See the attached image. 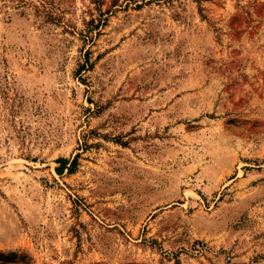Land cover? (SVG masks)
Returning <instances> with one entry per match:
<instances>
[{"label":"rangeland","instance_id":"obj_1","mask_svg":"<svg viewBox=\"0 0 264 264\" xmlns=\"http://www.w3.org/2000/svg\"><path fill=\"white\" fill-rule=\"evenodd\" d=\"M0 252L264 264V0H0Z\"/></svg>","mask_w":264,"mask_h":264},{"label":"trees","instance_id":"obj_2","mask_svg":"<svg viewBox=\"0 0 264 264\" xmlns=\"http://www.w3.org/2000/svg\"><path fill=\"white\" fill-rule=\"evenodd\" d=\"M89 61V60H87ZM78 156H76L72 161L61 158L57 162L59 167L57 168L58 174L62 175L65 170H68L69 174H73L77 168ZM28 256L26 254H19L17 252H0V264H29Z\"/></svg>","mask_w":264,"mask_h":264}]
</instances>
